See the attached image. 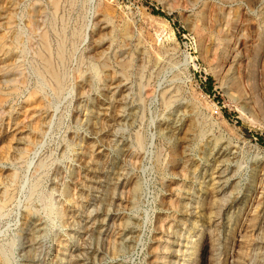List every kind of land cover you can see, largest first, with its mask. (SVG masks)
<instances>
[{
  "label": "rangeland",
  "instance_id": "374dc122",
  "mask_svg": "<svg viewBox=\"0 0 264 264\" xmlns=\"http://www.w3.org/2000/svg\"><path fill=\"white\" fill-rule=\"evenodd\" d=\"M75 1L0 0V263L264 264V0Z\"/></svg>",
  "mask_w": 264,
  "mask_h": 264
},
{
  "label": "bare ground",
  "instance_id": "6f19581e",
  "mask_svg": "<svg viewBox=\"0 0 264 264\" xmlns=\"http://www.w3.org/2000/svg\"><path fill=\"white\" fill-rule=\"evenodd\" d=\"M74 1H75V0H74ZM80 1H81V0H80ZM85 1H86V0H85ZM182 1H183V0H182ZM236 1H237V0H236ZM69 2H71V1H69ZM75 2H77V0H76ZM178 2H179V1H178ZM261 2H262V1H261ZM19 4H20V3H19ZM84 4H85V3H84ZM175 4H176V3H175ZM70 5H71V4H70ZM72 5H73V4H72ZM178 5H179V4H178ZM76 6H77V4H76ZM176 6H177V5H176ZM205 6H206V5H205ZM70 7H71V6H70ZM238 7H239V6H238ZM77 8L79 9V7H77ZM73 9H75V8H73ZM78 9H77V10H78ZM66 10H67V9H66ZM251 10H252V9H251ZM83 11H84V10H83ZM238 12H239V11H238ZM257 12H258V11H257ZM64 13H65V12H64ZM67 13H68V12H67ZM77 13H78V12H77ZM80 13H81V12H80ZM77 15H78V14H77ZM50 17H51V16H50ZM83 17H84V16H83ZM52 18H53V17H52ZM64 18H65V17H64ZM57 19H58V18H57ZM66 19H67V18H66ZM80 19H81V18H80ZM82 19H85V17L82 18ZM49 20H50V19H49ZM7 21H8V20H7ZM84 22H85V21H84ZM84 22H83V23H84ZM259 22H260V21H259ZM78 23H79V22H78ZM48 24H49V22H48ZM79 24H80V23H79ZM49 25H50V24H49ZM51 26H53V25H51ZM77 26H79V25H77ZM77 26H76V27H77ZM257 26H258V25H257ZM53 27H54V26H53ZM66 27H67V26H66ZM74 27H75V26H74ZM81 27H82V26H81ZM83 27H85V26H83ZM58 28H59V27H58ZM48 29H50V28H48ZM67 29H68V28H67ZM67 29H66V30H67ZM250 29H251V28H250ZM54 30H55V28H54ZM57 30H58V29H57ZM60 30H61V29H60ZM66 30H65V31H66ZM71 30H72V29H71ZM18 31H19V30H18ZM73 31H74V30H73ZM79 31H80V30H79ZM49 32H50V31H49ZM54 32H55V31H54ZM75 32H76V31H75ZM16 33H19V32H16ZM58 33H60V32H58ZM61 33H62V32H61ZM66 33H67V31H66ZM119 33H120V32H119ZM23 34H24V33H23ZM76 34H77V33H76ZM79 34H80V33H79ZM49 35H50V34H49ZM51 35H52V33H51ZM51 35H50V36H51ZM70 35H71V34H70ZM83 35H84V34H83ZM83 35H82V36H83ZM120 35H121V34H120ZM60 36H61V35H60ZM76 36H77V35H76ZM23 37H25V35H24ZM61 37H62V36H61ZM72 37H73V36H72ZM121 37H122V36H121ZM55 38H56V36H55ZM73 38H74V37H73ZM20 39H21V38H20ZM24 39H25V38H24ZM65 39H66V38H65ZM53 40H54V39H53ZM60 40H61V39H60ZM71 40H72V39H71ZM71 40H70V41H71ZM76 40H77V38H76ZM21 41H22V40H21ZM24 41H26V40H24ZM78 41H79V40H78ZM72 42H73V41H72ZM81 42H82V41H81ZM24 43H25V42H24ZM49 43H50V42H49ZM77 43H78V42H77ZM12 45H13V44H12ZM75 45H76V44H75ZM13 46H14V45H13ZM20 46H21V45H20ZM57 46H58V45H57ZM60 46H61V45H60ZM67 46H68V45H67ZM15 47H16V46H15ZM54 47H55V46H54ZM24 48H25V47H24ZM57 48H58V47H57ZM61 48H62V47H61ZM61 48H58V49H61ZM7 49H8V48H7ZM23 50H24V49H23ZM55 50H56V49H55ZM71 50H72V48H71ZM25 51H26V50H25ZM57 51H58V50H57ZM61 51H62V50H61ZM73 51L75 52V50H73ZM69 52H70V51H69ZM74 52H73V53H74ZM9 53H10V52H9ZM9 53H8V54H9ZM70 53H71V52H70ZM6 54H7V53H6ZM64 54H65V53H64ZM59 55H60V54H59ZM68 56H69V55H68ZM55 57H56V56H55ZM65 57H66V56H65ZM5 59H7V58H5ZM58 59H59V58H58ZM67 59H68V58H67ZM69 60H70V57H69ZM61 61H62V60H61ZM0 62H1V61H0ZM33 62H34V61H33ZM67 62H68V60H67ZM77 62H78V61H77ZM57 64H58V63H57ZM34 66H35V65H34ZM58 66H59V65H58ZM66 66H67V64H66ZM38 67H39V66H38ZM62 70H63V69H62ZM65 70H67V69L65 68ZM67 71H69V70H67ZM58 72H59V71H58ZM37 73H39V72H37ZM60 73H61V72H60ZM26 74H27V73H26ZM33 75H34V74H33ZM47 75H48V74H47ZM60 75H61V74H60ZM64 75H66V74H64ZM82 76H83V74H82ZM33 78H34V77H33ZM70 78H71V77H70ZM25 79H26V78H25ZM25 79H24V80H25ZM64 79H65V78H64ZM67 79H68V77H67ZM37 80H39V79H37ZM65 80H66V79H65ZM25 82H26V81H25ZM38 83H39V82H38ZM23 84H24V83H23ZM56 84H57V83H56ZM63 84H64V83H63ZM39 85H40V84H39ZM41 85H42V84H41ZM15 87H16V86H15ZM33 87H34V86H33ZM24 88H25V87H24ZM39 88H40V87H39ZM50 88H51V87H50ZM37 89H38V88H37ZM33 90H35V89H33ZM40 91H41V90H40ZM43 91H44V90H43ZM62 91H63V90H62ZM16 92H17V91H16ZM51 92H52V91H51ZM39 93H41V92H39ZM62 93H63V92H62ZM153 94H154V93H153ZM4 96H5V95H4ZM20 96H21V95H20ZM29 96H31V95H29ZM29 96H28V97H29ZM44 96H45V95H44ZM7 97H8V96H7ZM33 97H34V96H33ZM46 97H47V96H46ZM46 97H44V98H46ZM41 98H42V97H41ZM44 98H43V99H44ZM49 99H50V98H49ZM1 103H2V102H1ZM48 103H49V100H48ZM45 104H46V103H45ZM43 106H44V105H43ZM192 124H193V123H192ZM186 125H187V124H186ZM192 126H193V125H192ZM197 126H198V125H197ZM199 128H200V127H199ZM201 129H202V128H200V130H201ZM198 130H199V129H198ZM202 130H203V129H202ZM192 134H193V133H192ZM196 137H197V136H196ZM170 138H171V137H170ZM196 139H197V138H196ZM193 141H194V139H193ZM192 143H193V142H192ZM181 146H182V145H181ZM179 147H180V146H179ZM210 147H212V146H210ZM2 148H3V147H2ZM206 148H207V146H206ZM215 148H216V147H215ZM221 148H223V147H221ZM182 150H183V148H182ZM205 150H206V149H205ZM211 150L213 151L214 148L211 149ZM221 150H222V149H221ZM183 151H184V150H183ZM219 152H220V151H219ZM180 153H181V152H180ZM202 153H203V152H202ZM217 155H218V153H217ZM221 156H223V155H221ZM218 157H219V156H218ZM218 157H217V158H218ZM221 159H222V158H221ZM224 159H226V158H224ZM216 160H218V159H216ZM216 160H215V161H216ZM228 160H229V159H228ZM207 161H208V159H207ZM207 161H206V162H207ZM219 161H220V159H219ZM222 161H224V160H222ZM227 162H228V161H227ZM227 162H224V163H227ZM170 163H171V162H170ZM215 164H216V163H215ZM215 164H214V165H215ZM216 166H217V165H216ZM222 166H223V165H222ZM45 167H46V166H45ZM220 169H221V168H220ZM204 172H205V170H204ZM213 172H214V171H213ZM219 173H220V172H219ZM224 174H225V173H224ZM216 175H217V174H216ZM221 175H222V173H221ZM222 176H223V175H222ZM220 183H221V182H219L218 184H220ZM36 184H37V183H36ZM209 184H210V183H209ZM211 184H212V183H211ZM211 184H210V185H211ZM214 184H215V183H214ZM210 185H209V186H210ZM36 186H37V185H36ZM36 186H34V187L36 188ZM209 186H208V188H209ZM210 188H212V187H210ZM210 188H209V189H210ZM212 189H213V188H212ZM35 190H36V189H35ZM32 191H33V189H32ZM32 191H31V192H32ZM206 191H207V190H206ZM235 192H236V191H235ZM34 193H35V191H34ZM34 193H33V194H34ZM33 194H32V195H33ZM31 197H32V196H31ZM211 197H212V196H211ZM2 201H3V200H2ZM230 201H231V200H230ZM4 202H5V201H4ZM211 202H212V201H211ZM2 204H3V203H2ZM6 205H7V204H6ZM4 206H5V205H4ZM28 206H29V205H28ZM26 207H27V206H26ZM205 208H206V207L204 206V209H205ZM28 210H29V209H28ZM5 213H6V212H5ZM31 213H32V212H31ZM26 214H27V212H26ZM202 214H203V213H202ZM207 214H209V213H207ZM32 215H33V214H32ZM26 216H27V215H26ZM30 216H31V215H30ZM209 216H210V215H209ZM24 218H25V217H24ZM25 219H28V218H25ZM30 219H31V218H30ZM32 219H33V218H32ZM28 220H29V219H28ZM252 220H253V219H252ZM25 221H26V220H25ZM27 222H28V221H27ZM33 225H34V224H33ZM34 226H35V225H34ZM38 228H39V227H38ZM42 228H43V227H42ZM36 233H38V232H36ZM240 241H241V240H240ZM0 251H1V250H0ZM1 252H2V251H1ZM4 257H5V256H4ZM5 258H6V257H5ZM201 259H202V258H201ZM153 261H154V260H153ZM0 262H1V260H0ZM155 262H156V261H155ZM0 264H3V263H0ZM4 264H5V263H4Z\"/></svg>",
  "mask_w": 264,
  "mask_h": 264
},
{
  "label": "trees",
  "instance_id": "16d2710c",
  "mask_svg": "<svg viewBox=\"0 0 264 264\" xmlns=\"http://www.w3.org/2000/svg\"><path fill=\"white\" fill-rule=\"evenodd\" d=\"M154 13L163 15L162 13L156 12V11H154ZM210 82H211V79L210 78H207V84L208 85H210ZM257 140H258L259 143H261V144L263 143L262 142V138L260 136H257Z\"/></svg>",
  "mask_w": 264,
  "mask_h": 264
}]
</instances>
